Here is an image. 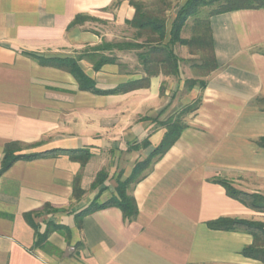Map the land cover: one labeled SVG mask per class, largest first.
I'll return each mask as SVG.
<instances>
[{"label": "crops", "instance_id": "1", "mask_svg": "<svg viewBox=\"0 0 264 264\" xmlns=\"http://www.w3.org/2000/svg\"><path fill=\"white\" fill-rule=\"evenodd\" d=\"M133 1L0 0V170L9 144L15 156L40 155L0 173V264H262L242 255L250 234L208 223L264 221L218 184L264 198L263 9L209 18L217 68L184 96L183 107L200 103L179 138L128 190L136 217L108 207L79 219L160 145L183 83L159 73L146 87L93 94L38 58L78 59L101 91L144 79L137 51L96 52L114 61L97 71L83 57L102 44L142 42L127 24ZM64 151L90 158L81 164ZM48 222L66 228L68 240L53 232L36 246Z\"/></svg>", "mask_w": 264, "mask_h": 264}, {"label": "trees", "instance_id": "2", "mask_svg": "<svg viewBox=\"0 0 264 264\" xmlns=\"http://www.w3.org/2000/svg\"><path fill=\"white\" fill-rule=\"evenodd\" d=\"M214 3H219V7L208 15L207 19L201 21L199 24L202 27L203 38L199 39V45H204V50L206 49L209 54L208 63L210 69L208 73L214 71L217 68V64L213 55V46L211 39V32L209 28V18L215 15H220L237 10H264V0H186L183 6H181L174 20L172 21L169 29V39L166 42V23L160 20L157 16L152 15L146 11L142 5L136 2H132L135 10L134 17L132 21L127 24L134 30L135 39H144L142 43H121L115 45L102 44L101 46L90 48V55L83 56L84 58L90 60L93 64L94 71H97L106 63L114 62L113 59H107L103 56L97 57L96 52L105 51L110 49L116 50H134L137 51V59L142 67L145 74V78L116 87L111 90L101 91L96 89L94 82L89 79L82 70L77 65L78 59H65V60H45L38 58V62L42 66H52L70 73L76 80L79 88L86 92L99 95H109V94H121L127 93L138 88L148 86L149 79L153 76H157L161 73L164 76H177L178 75V63L180 59L176 57L173 52V47L175 45L187 46L190 44L189 41L182 40L180 38L182 29L184 28L188 19L195 17L198 14L199 8L206 6H211ZM78 58H81L79 56ZM207 62V61H206ZM207 73V74H208ZM196 84L203 88L205 86L204 82H194L187 81L186 87L192 89ZM200 101L197 100L193 104L185 107L182 111V115H188L193 113L199 106ZM185 124L179 120H175L167 125L166 133L160 145L155 148L148 158L138 163L131 175L126 179L117 178V187L115 189V195L103 204L96 205L92 203L87 209L83 210L79 216L81 219L83 216L90 214L92 212L102 210L108 207L118 208L123 216V219L130 222L137 214L136 203L132 196L128 194V190L132 185H134L139 179L141 174L149 167L153 160L160 158L166 151L176 142L179 138L180 133L185 129ZM147 146L148 143L143 144ZM260 146L264 147V140L259 143ZM18 149L17 145L9 144L5 147L4 157L2 160L0 173L8 169L15 161L19 159H30L36 158L40 155L34 156H15L14 152ZM56 153H51L54 155ZM63 154L67 155L70 159L79 161L84 164L90 157L87 152H75V151H64ZM99 175L95 180H99ZM226 191V194L245 205L250 210L255 212L264 213V198L258 195H247L234 190L230 185L224 181H218ZM81 191H74V196H77ZM48 208V207H45ZM26 221L29 220V214L25 215ZM208 227L212 230L220 231H243L252 236V245L245 248L242 251V255L246 258L258 261L264 264V223L252 222V221H237L229 219H219L214 222L208 223ZM53 232L61 233L66 240H68L67 229L62 225H56L52 222H48L46 225V230L43 234L36 232V246H41Z\"/></svg>", "mask_w": 264, "mask_h": 264}, {"label": "rangeland", "instance_id": "3", "mask_svg": "<svg viewBox=\"0 0 264 264\" xmlns=\"http://www.w3.org/2000/svg\"><path fill=\"white\" fill-rule=\"evenodd\" d=\"M181 1L184 0H148L146 3H142L139 0H136L133 2L139 3L140 5L143 6L144 11L157 16L160 20L166 23L167 36L165 41L167 42L169 39L168 33H169L170 25L174 20L178 9L181 7L180 5L182 3ZM218 7H219V3H214L211 6L199 8L198 14L195 17L188 19L181 32L180 38L182 40L189 41L190 44L187 46L175 45L173 47L174 54L178 59H180V62L178 63V75L165 76V77L170 78L171 82L183 83V88L179 95L180 97L179 101L181 100L180 106L183 105L184 96L187 95V93L190 90L186 87V82L188 80L198 83L202 82V79L205 78L206 74L210 69L209 64H207L209 54L207 53L206 49L204 50V45L203 44L199 45V42H197L199 39L203 38V32L201 27L202 25L200 26L199 24L201 23L199 22L207 19L208 15L211 14L213 11H215ZM133 36H135V32H133ZM143 41L144 39H142V42ZM167 84L168 82L162 83L161 93L166 89ZM194 87H198L202 89L197 84ZM175 95L176 92L174 96ZM184 108L185 107L181 106L172 114L170 123L174 122L175 120H179L182 123L184 122V118L187 116L181 114V111ZM261 223H264V221H262Z\"/></svg>", "mask_w": 264, "mask_h": 264}]
</instances>
